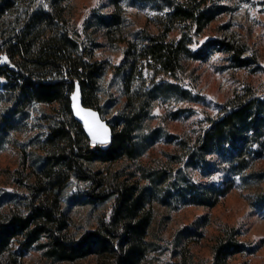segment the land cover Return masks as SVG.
<instances>
[{"label":"trees","instance_id":"16d2710c","mask_svg":"<svg viewBox=\"0 0 264 264\" xmlns=\"http://www.w3.org/2000/svg\"><path fill=\"white\" fill-rule=\"evenodd\" d=\"M65 1L0 0V81H4L0 101L5 97L11 102L1 110L2 118H14L33 102L58 104L62 111L46 138L47 155L37 177L21 185L26 192L18 195L25 209L0 212V257L7 253V264H17V255L46 235L51 250L68 258L93 254L101 257L99 264H141L155 248L148 238L155 201L214 206L231 188L232 181L216 184L191 177V168H210L209 155L225 157L243 182L249 178L264 181V172L244 174L262 146L264 94L251 88L236 93L196 137L180 139V153L171 157L177 165L148 171L147 183L119 178L107 181L91 163L133 159L145 149L147 139L153 142L160 136L157 127L147 133L140 131L157 97L178 93L188 98L189 91L174 82L183 70L185 57L202 58L214 48H224L238 65L255 60L242 57V49L219 37L194 47V36L228 11L230 0H155L159 8H168L160 21L161 30L153 33L139 29L135 40L119 39L126 40L117 70L124 74L128 97L125 111L110 123L113 141L92 145L73 115L71 97L78 81L84 105L101 112L97 87L106 66L94 60L86 45L67 30ZM110 1L115 11L98 13L96 19L112 40L122 15L119 0ZM176 25L181 28L180 36L169 39ZM135 81L140 85L132 91ZM73 179L89 182L87 196L92 200L112 198L109 214L79 237L67 233L68 218L60 199ZM255 204L264 205V191L257 194ZM14 243L19 245L16 253L12 251ZM245 249L247 244L240 239L239 230L230 227L213 247V264H229L231 256ZM185 262L193 264L191 259Z\"/></svg>","mask_w":264,"mask_h":264},{"label":"rangeland","instance_id":"374dc122","mask_svg":"<svg viewBox=\"0 0 264 264\" xmlns=\"http://www.w3.org/2000/svg\"><path fill=\"white\" fill-rule=\"evenodd\" d=\"M119 5L122 21L111 40L96 19L98 13L115 11L110 0L64 2L67 30L86 45L94 60L106 66L98 80L97 94L101 114L109 123L125 111L128 97L124 74L117 70L124 58L126 40L119 39L135 40L137 31L144 28L159 32L160 21L168 11L159 8L155 0H119ZM228 5V11L219 14L194 36V47L219 37L242 49V57H252L255 62L238 65L232 53L224 48H214L202 58L185 57L183 70L174 82L189 91L188 98L178 93L157 97L140 133L157 127L160 136L153 142L147 139L145 149L133 159L92 162L91 167L105 180L119 178L147 183L148 171L177 165L171 162V157L180 153V139L196 137L236 93L251 88L257 94H264V0H230ZM180 32V26L176 25L169 39H177ZM139 85L135 81L132 91ZM3 87L4 81H0V91ZM10 103L5 97L0 101V212L3 214L25 209L18 195L26 192L21 185L37 177L47 155L46 138L62 112L58 104L33 102L23 113L12 117V121L4 120L1 110ZM261 139L260 153L253 157L245 175L264 172V136ZM91 144L95 145L92 141ZM208 158L210 168H191V177L216 184L232 181L231 188L214 206L182 200L170 205L155 201L148 236L155 248L141 264H186L185 259H191L193 264H213V247L230 227L239 230L247 249L231 256L229 264H264V205L255 204L257 194L264 191V181L259 183L249 178L243 182L242 175L232 172L225 157L212 154ZM88 187V181L73 179L61 192V208L68 218L67 233L75 237L97 227L111 210L112 198L92 200L87 196ZM18 249V243H14L12 251L16 253ZM8 261L9 254L0 257V264ZM16 261L17 264H99L101 257L62 256L51 250L48 237L43 235L17 255Z\"/></svg>","mask_w":264,"mask_h":264},{"label":"water","instance_id":"95a60500","mask_svg":"<svg viewBox=\"0 0 264 264\" xmlns=\"http://www.w3.org/2000/svg\"><path fill=\"white\" fill-rule=\"evenodd\" d=\"M73 93H75V97H73V94L71 97V108L73 111V115L75 119L82 124L87 137L95 144H99V145L110 144L113 141V128L111 124L107 119H105L102 116L101 112L97 108L84 105L82 88L78 81L75 84V89ZM92 113H95V116H93ZM86 120L88 123H94V124L106 126L107 136L105 137L102 135H97L94 140L92 133L89 131L88 127L86 126Z\"/></svg>","mask_w":264,"mask_h":264},{"label":"snow or ice","instance_id":"6c2138e0","mask_svg":"<svg viewBox=\"0 0 264 264\" xmlns=\"http://www.w3.org/2000/svg\"><path fill=\"white\" fill-rule=\"evenodd\" d=\"M73 97H75V93H73ZM92 115L95 116V113H92ZM86 126L88 127L89 131L92 133L94 140H95V137L97 135H102V136H105V137L107 136V128L104 125L88 123L87 120H86Z\"/></svg>","mask_w":264,"mask_h":264}]
</instances>
